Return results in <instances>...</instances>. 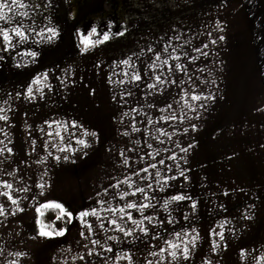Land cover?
Listing matches in <instances>:
<instances>
[{
    "label": "crops",
    "instance_id": "1",
    "mask_svg": "<svg viewBox=\"0 0 264 264\" xmlns=\"http://www.w3.org/2000/svg\"><path fill=\"white\" fill-rule=\"evenodd\" d=\"M22 2L28 7L15 9L14 19L28 40L18 43L13 34L16 47L0 52V65L8 77L16 71L20 82L32 79L53 102L3 103L9 119L1 127L0 149L13 181L6 182L11 188L0 185V264H170L161 249L172 250L168 241L183 248L193 230L199 233L197 246L183 264H264V0H51V7L48 0ZM107 24L113 32L126 29V35L82 54L77 32L92 26L103 32ZM17 26L0 20V28ZM45 26L61 32L53 45L38 35H47ZM31 51L41 52L38 63H31ZM17 63L28 67L16 68ZM41 72L50 73L48 81L34 83ZM149 95H176L178 101L149 106ZM209 95L216 100L202 99ZM149 110L169 112L155 124L149 120L160 134L103 133L107 127L148 128L146 119L131 123L121 117ZM25 111L56 115H46L49 128L43 129L39 115ZM193 123L198 131H192ZM53 127L61 133L52 134ZM70 127L102 130L93 138L72 135ZM80 140L91 146L84 149ZM48 142L65 143L49 156L55 160L50 167L35 160L36 144ZM189 143L195 148L184 153ZM73 151L75 163L56 161ZM19 153L30 163L17 167ZM16 175L24 179L16 181ZM45 175L51 176L48 182ZM184 193L197 202L194 214L191 201L171 200ZM49 202L76 213L63 237L39 236L41 204ZM93 210L95 216L80 221V211ZM214 243L220 246L214 249Z\"/></svg>",
    "mask_w": 264,
    "mask_h": 264
},
{
    "label": "snow or ice",
    "instance_id": "2",
    "mask_svg": "<svg viewBox=\"0 0 264 264\" xmlns=\"http://www.w3.org/2000/svg\"><path fill=\"white\" fill-rule=\"evenodd\" d=\"M48 7H51V0H48ZM28 5L24 4L22 2V0H0V20H3L5 23H17V27L11 29V30H7L4 28H0V36L3 37L4 40V47L0 48V52H7L9 51L11 48H15L16 45H14L12 43V39H13V34L15 37L19 38L18 43H25L28 40V35L26 34V30L21 26V22L19 21H15L14 17H15V9L18 8H27ZM35 7V6H34ZM9 13H12V15H9ZM20 15L22 16H27L28 13L24 12V13H20ZM35 24V20H33V25ZM46 27V32L47 35L45 34L44 30H41L38 35L43 39V42L45 44L48 45H53L56 40L58 38H61V32L59 31L58 28L54 27V26H45ZM105 31L101 32L98 30V28L96 26H92L90 32L87 31V29H85V32H87V34H85V32H77V35L79 36L80 39V44L78 45L79 50L82 54H89L93 49L98 48V46L101 45H107L109 42L113 41V40H117L120 37H124L126 35V29L125 30H120L117 29L115 32L112 31L113 25L112 24H107ZM221 31H223V28L220 29ZM32 31H35V28L32 27ZM95 37V39H94ZM218 39L220 41H223L225 39V36L221 35L218 37ZM214 44L216 43V41H212ZM207 47V46H205ZM28 56L31 57V63L35 64L39 62V58L41 56V52L40 51H31L26 53ZM206 55V53H205ZM157 59H159V57H157ZM4 60V56L0 55V61ZM123 63L127 64L128 61H123ZM16 68H21V67H28V64H20L17 63L15 65ZM67 69L65 70V73L67 74ZM49 72H41L39 76H37L34 80V83L39 84L41 82V78L47 82L49 79ZM135 79L138 81L141 79V77L139 75L135 76ZM157 79H159V77H157ZM61 83H65L64 80H61ZM47 87L49 88V90H52V86L50 84H47ZM42 91V90H41ZM28 92V96L26 98L28 99H32L34 98L33 96V89L31 87H29L27 89ZM18 96L20 95V93L17 94ZM193 99L196 100H200L201 97L199 96H195L193 97ZM205 101H215L216 97L215 95H209V96H205L202 98ZM200 107H204L203 104L200 105ZM195 111V110H194ZM0 119L3 120H7L6 116H0ZM196 119H199V117H196ZM192 131H198V127L196 124H192L191 125ZM90 135L93 138H98V133L96 132H92L90 133ZM78 143H80L84 149L89 148L91 145L85 141V140H80L78 141ZM195 145L192 143H189L187 148H183L182 151L184 153H188L189 149H194ZM4 151V149H0V153H2ZM8 152H12L11 148L7 149ZM76 155V152L73 151L71 156L69 155H65L63 157L57 156L55 157L57 162H60L61 160H63V162H71V163H75V159H73L72 157H74ZM83 156H87V152L84 151L82 152ZM172 159H175V157H172ZM235 156L233 157H229V160H234ZM187 161L185 160V163ZM238 163H240L241 161H237ZM179 175L181 177H183L184 179H188V177L185 175V172L183 170L180 171ZM172 179H175V177H173ZM45 184H40L39 187L43 190L45 188ZM5 188H11L10 184L5 183L4 184ZM24 191H27V189H24ZM137 191L143 193V189H137ZM225 195H228V193H224ZM40 195L43 197L44 196V192L41 191ZM9 199H12V197L9 195ZM171 200L174 202H181V201H191V212L194 214L197 210V202L195 200H193V198L188 195L187 193L184 194H180V195H173L171 197ZM13 204H17L18 202L16 200H12ZM42 208L48 209L49 210V215L47 216V223L45 222L44 219H41L39 221H37V223L40 224V229H39V236L40 237H44L46 239H54L56 237H63L68 233V227L67 225L73 224L75 222V217H76V213H74L73 211L69 210L67 207H65L64 204L62 203H58V202H49L46 204H41ZM127 207L129 208H138V205H136L135 203H130L127 205ZM139 207H146V206H139ZM165 207H167V202L165 203ZM21 211H23V209H20ZM36 211H39V209H37ZM121 211H123V209H121ZM0 214H4V207L2 205H0ZM79 219L81 222L84 221L85 217L88 216H95L96 212L95 210L89 212V211H80L79 212ZM41 216H44V213H41ZM247 219H251V217H246ZM149 220L151 218H148ZM184 219H188V216L185 215ZM62 221L64 223L65 226L61 227L55 223H53V221ZM113 223L115 224V221H113ZM133 223H136V221H133ZM161 224H163L164 222L161 221ZM169 223H171V221H169ZM85 228L91 230L92 225L91 224H84L83 225ZM145 235L148 234V229L147 228H143L141 229ZM120 231L124 232V234L126 236H130L132 235V233L130 231H125L123 228L120 229ZM213 234L214 235H218L220 241H224L225 240V236L222 232L217 233L215 230H213ZM81 236H84V233L81 232L80 233ZM177 237H179V233L176 234ZM187 235H189L190 239L188 241H186L184 243L183 248H181L179 245L172 243L171 241H168V244L170 246V248L172 249L169 252L168 248H164L161 249V253L163 252H168L169 253V257H170V264H183V262H189L192 259V255L193 252L197 246V240L199 238V233L195 232V230H193V233H188ZM85 239H87V237H85ZM93 244L98 243V241H92ZM219 244L214 243L213 247L214 249L219 247ZM108 251H112L111 248L108 249ZM89 255H92L91 252L88 253ZM15 255L17 256H21V255H26V253H16ZM154 256L156 255H160L158 253H153ZM127 259H131L130 257H125ZM81 259H84V257H81ZM11 264H15V261L11 262ZM148 264H152L151 261L148 262ZM157 264H159V262H157ZM206 264H212V262L210 260L206 261Z\"/></svg>",
    "mask_w": 264,
    "mask_h": 264
},
{
    "label": "rangeland",
    "instance_id": "3",
    "mask_svg": "<svg viewBox=\"0 0 264 264\" xmlns=\"http://www.w3.org/2000/svg\"><path fill=\"white\" fill-rule=\"evenodd\" d=\"M3 39L2 36H0V48L1 45L3 43ZM15 58H18L17 55H15ZM16 63V61H15ZM8 68L5 67L3 69V66L0 65V116H6L8 118L9 114H5V112L7 111H3L4 107L6 105L4 104H8V103H17V102H22L25 104H37V103H52V96L50 95H43L42 91L40 89H36L33 86V80H21V82L16 78L17 72L15 71L13 73L14 77H8V75H5L8 71ZM31 87L33 89V96L34 98L32 99H28L26 98L28 96V92L27 89ZM166 90H172L169 87L165 88ZM39 92V93H38ZM20 93V95L18 96L17 94ZM38 93V94H37ZM157 102V105H153V106H157L160 107V103H167L169 102H175L177 103V96L174 95L172 96V100H169L168 96H161V95H156V96H151L149 95V106L150 104H152L151 102ZM153 102V103H154ZM17 113V112H15ZM54 114L56 115V112L52 111H34V112H28L25 111L23 114L27 115V114H37L39 116H36V119L40 120V125H43V129H47L49 128V126L44 127L45 125H48L50 123L49 119L47 118L46 115H50V114ZM169 112H162L161 110H149L146 112H141V111H137V112H127L125 116H122L121 118L124 119L125 122H131L134 123V120L136 119H146L145 121H147L149 123V120H154V124H155V120L157 119H161L163 117H168L167 114ZM170 113H177V112H171ZM55 117V116H54ZM53 117V118H54ZM52 118V120H53ZM9 119V118H8ZM16 119V118H15ZM152 121L149 123L148 128L146 127H113V128H105V130H103V133H128V134H136V135H141V134H149V135H155V134H160V127H156L152 125ZM5 125L6 127L8 126L7 122L3 119H0V139L3 138V134L1 132V127ZM61 129L59 127L56 128H51V133L53 134V131H58L60 130L61 133ZM71 130L72 135H86V134H90L92 132H96L98 133L99 128H86V127H70L69 128ZM102 130V128H100ZM99 129V130H100ZM70 133V132H69ZM65 143H59V142H48V143H40V144H36L37 146H39V157H37L35 160L38 162L40 161V163L42 162L41 166H47L50 167L52 164V161H55L54 159L50 160L49 156L51 154H53L54 151L57 150H62V149H57L58 146L62 145ZM4 145V144H3ZM20 145H24L21 144ZM81 145V144H80ZM34 148L35 143H33ZM22 152V151H21ZM3 156H7L6 153L2 152L0 153V185L9 181H13L10 180V176L7 175L4 171H5V166H8L9 164L7 163L8 159L5 158L3 159ZM17 161V167L23 166L24 164L30 163V159L29 158H24V157H20V153L18 154V157L16 159ZM18 163H20V165H18ZM39 163V162H38ZM38 166H40V164H38ZM40 168H38L39 170ZM47 169V168H46ZM48 170V169H47ZM14 178V176H12ZM43 181L48 182V180H50L51 176L49 175H45L42 176ZM20 179H24V176L21 175H16V181H19ZM2 192H0L1 194Z\"/></svg>",
    "mask_w": 264,
    "mask_h": 264
},
{
    "label": "trees",
    "instance_id": "4",
    "mask_svg": "<svg viewBox=\"0 0 264 264\" xmlns=\"http://www.w3.org/2000/svg\"><path fill=\"white\" fill-rule=\"evenodd\" d=\"M41 213H44V216H43V217L41 216ZM49 214H50V213H49V210H48V209L41 208V211H40V220H41V219H44L45 222L47 223V216H48ZM53 223H55V224H57V225H59V226H61V227L65 226L64 223H63L62 221H55V220H54ZM67 227H69V225H67Z\"/></svg>",
    "mask_w": 264,
    "mask_h": 264
}]
</instances>
